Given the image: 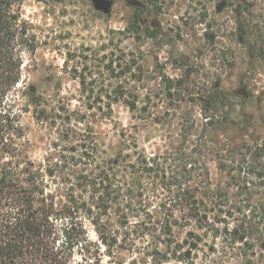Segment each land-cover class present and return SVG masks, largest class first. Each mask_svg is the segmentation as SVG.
Wrapping results in <instances>:
<instances>
[{"label":"rangeland","instance_id":"rangeland-1","mask_svg":"<svg viewBox=\"0 0 264 264\" xmlns=\"http://www.w3.org/2000/svg\"><path fill=\"white\" fill-rule=\"evenodd\" d=\"M22 18L35 36L14 91L28 157L59 173L81 152L167 155L182 264H264V0H26ZM154 180L142 182L151 204L169 198ZM83 220L102 264L160 258L109 250Z\"/></svg>","mask_w":264,"mask_h":264},{"label":"trees","instance_id":"trees-1","mask_svg":"<svg viewBox=\"0 0 264 264\" xmlns=\"http://www.w3.org/2000/svg\"><path fill=\"white\" fill-rule=\"evenodd\" d=\"M25 1L0 0V264H102L83 219L89 220L109 250H162L156 262L145 264H182L180 172L178 164L166 165L167 155L136 151L133 156L119 151L99 161L81 152L71 156L74 169L59 173L52 164H36L28 157L20 123L28 106H21L14 95L23 52L35 50V36L22 18ZM165 81L170 96L172 80L160 78L162 84ZM29 96L36 105L35 94ZM127 104L131 111L147 108ZM66 165L63 159L61 166ZM146 178L155 179L169 198L157 204L145 199L142 182ZM165 180L173 186L164 188ZM58 181L68 186L60 188ZM109 211L116 216L114 224L103 218Z\"/></svg>","mask_w":264,"mask_h":264}]
</instances>
